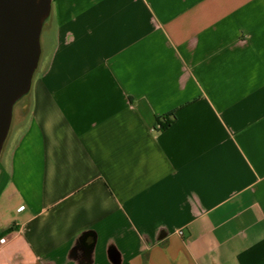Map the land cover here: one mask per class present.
Returning <instances> with one entry per match:
<instances>
[{
	"label": "crops",
	"instance_id": "1",
	"mask_svg": "<svg viewBox=\"0 0 264 264\" xmlns=\"http://www.w3.org/2000/svg\"><path fill=\"white\" fill-rule=\"evenodd\" d=\"M28 93L0 264H264V0H51Z\"/></svg>",
	"mask_w": 264,
	"mask_h": 264
},
{
	"label": "water",
	"instance_id": "2",
	"mask_svg": "<svg viewBox=\"0 0 264 264\" xmlns=\"http://www.w3.org/2000/svg\"><path fill=\"white\" fill-rule=\"evenodd\" d=\"M51 0H0V153L11 126L15 103L31 88L41 56V32ZM80 243L91 250L94 235ZM110 257L118 262L115 251Z\"/></svg>",
	"mask_w": 264,
	"mask_h": 264
},
{
	"label": "trees",
	"instance_id": "3",
	"mask_svg": "<svg viewBox=\"0 0 264 264\" xmlns=\"http://www.w3.org/2000/svg\"><path fill=\"white\" fill-rule=\"evenodd\" d=\"M29 97V93H27L26 95H24L23 97H21L16 103L15 105L18 106V105H21L23 102H25L26 100H28V106H27V109L25 111L26 115H29V112L31 110V102L29 101L28 99ZM171 114L173 113V111L170 112ZM8 136V135H7ZM6 141V140H5ZM5 143V142H4ZM4 146V145H3Z\"/></svg>",
	"mask_w": 264,
	"mask_h": 264
},
{
	"label": "rangeland",
	"instance_id": "4",
	"mask_svg": "<svg viewBox=\"0 0 264 264\" xmlns=\"http://www.w3.org/2000/svg\"><path fill=\"white\" fill-rule=\"evenodd\" d=\"M27 106H28V100H26L25 102H23L21 105H18V106L14 105L13 110H15V114L16 115H17V113H20L21 114L22 111H26ZM21 116L24 117V115H22V114H21Z\"/></svg>",
	"mask_w": 264,
	"mask_h": 264
}]
</instances>
